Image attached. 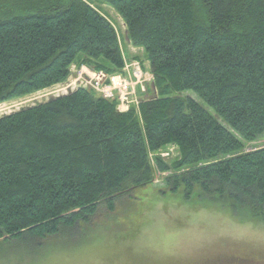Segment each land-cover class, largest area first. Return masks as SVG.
<instances>
[{"label": "trees", "instance_id": "trees-1", "mask_svg": "<svg viewBox=\"0 0 264 264\" xmlns=\"http://www.w3.org/2000/svg\"><path fill=\"white\" fill-rule=\"evenodd\" d=\"M102 1L148 55L155 93L124 113L79 86L2 116L0 241L96 224L161 173L165 193L263 224L264 146L245 150L264 141V0ZM83 60L109 76L126 68L89 0H0V104L67 83ZM171 144L181 156L168 162Z\"/></svg>", "mask_w": 264, "mask_h": 264}, {"label": "rangeland", "instance_id": "rangeland-1", "mask_svg": "<svg viewBox=\"0 0 264 264\" xmlns=\"http://www.w3.org/2000/svg\"><path fill=\"white\" fill-rule=\"evenodd\" d=\"M89 2L115 26L123 54L131 61L126 65L131 73L135 72L132 65L140 63L143 76L140 80L133 76L134 97L146 100L155 93V77L145 70L146 55L133 49L126 23L110 4ZM78 58L85 60L83 54ZM99 61L105 62L102 58ZM84 67L65 84L2 102L0 118L77 90L89 79L91 69ZM182 96L201 102L193 91ZM262 146L264 141L249 143L245 151ZM160 155L168 162L181 156L176 144ZM151 160L154 164V155ZM167 176L158 174L152 184L135 189L116 214L96 224L66 231L46 243L30 237L0 241V264H264V223L244 221L227 209H213L215 205L208 200L165 193Z\"/></svg>", "mask_w": 264, "mask_h": 264}, {"label": "built area", "instance_id": "built-area-1", "mask_svg": "<svg viewBox=\"0 0 264 264\" xmlns=\"http://www.w3.org/2000/svg\"><path fill=\"white\" fill-rule=\"evenodd\" d=\"M133 66L135 67L134 74L131 73V67L129 66L125 69L127 74L123 73L122 75L109 76L104 71L91 70L89 79H85L87 81L83 85L94 88L109 100L117 99L119 101V111L125 113L131 106L140 104L138 98L134 97L136 89H134L132 79L133 76L138 80L142 79V67L138 62L134 63Z\"/></svg>", "mask_w": 264, "mask_h": 264}, {"label": "crops", "instance_id": "crops-1", "mask_svg": "<svg viewBox=\"0 0 264 264\" xmlns=\"http://www.w3.org/2000/svg\"><path fill=\"white\" fill-rule=\"evenodd\" d=\"M120 42H121V41H120ZM121 45H122V42H121ZM129 45H130V42H129ZM131 46H132V45H131ZM133 46H134V45H133ZM122 48H123V51H124V47H123V45H122ZM133 49H134V50H136V49L141 50V51L144 53V55H146L145 51H144L142 48H137V47L134 46ZM123 56H124V54H123ZM145 60H146V62H145V64H146V66H145V70H146L147 72H149V74H151V72H150L151 66H150V63H149V60H148V55L145 56ZM125 62H127V63H126V65H127L128 62L130 63L131 61H127L126 56H125ZM83 66H84V65H83ZM83 66H79V64L76 63V65H74V66L72 67V69H75V70H77V71H74V70H73V71H72V76H75V74L79 75V72H81L82 70H84V69H82ZM143 70H144V69H143ZM126 74H127V72H126ZM72 76H71V77H72Z\"/></svg>", "mask_w": 264, "mask_h": 264}]
</instances>
